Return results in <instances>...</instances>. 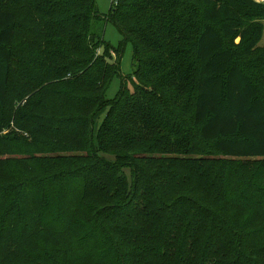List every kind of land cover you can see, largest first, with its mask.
Instances as JSON below:
<instances>
[{
    "label": "trees",
    "instance_id": "16d2710c",
    "mask_svg": "<svg viewBox=\"0 0 264 264\" xmlns=\"http://www.w3.org/2000/svg\"><path fill=\"white\" fill-rule=\"evenodd\" d=\"M240 1L250 17L264 18V5ZM225 2L195 9L188 0H112L105 19L94 0H0V171L19 150L15 129L30 138L22 146L63 154L39 158L46 164L35 178L3 190L13 200L0 227V264H264V249H254L261 243L244 253L264 227L201 243L197 226L181 233L175 213L193 207L221 217L202 203L223 198L208 167L186 157L190 136L264 170V100L230 49L240 37L249 54L262 32L244 27ZM25 9L29 21H19ZM103 21L121 36L116 48L99 34ZM73 36L75 55L67 51ZM17 38L27 58L14 51ZM127 44L136 68L106 99ZM37 93L61 97L74 114L33 113L26 103ZM245 200L233 193L243 208Z\"/></svg>",
    "mask_w": 264,
    "mask_h": 264
},
{
    "label": "rangeland",
    "instance_id": "374dc122",
    "mask_svg": "<svg viewBox=\"0 0 264 264\" xmlns=\"http://www.w3.org/2000/svg\"><path fill=\"white\" fill-rule=\"evenodd\" d=\"M188 1L195 9L201 7L202 5V0ZM254 1L264 5V0ZM225 3L231 5L230 8L236 13L239 22L244 27L251 26L253 29L262 32V38L257 48L249 54L245 53L244 50V46H246L248 40H246L244 44L240 45V37L234 41L236 47H231L230 49H232V51L235 53V63L239 65L256 84L260 97L262 100H264V18L250 17L248 10L241 4L240 0H229V2ZM94 5L99 15L105 19L110 18L112 0H94ZM193 8L191 9L192 14L195 13ZM244 13H247V15L244 16ZM27 17L29 16L27 10L25 9L22 13V16H20L19 21H26ZM73 31L76 32L78 29ZM101 33H103L104 40L114 48H116L119 44V41H121V36L117 29L109 22H104V26H101V31L99 34ZM67 44V51H71V53L75 55L76 50H79L80 46V43H78V41L75 39V36L69 38ZM25 46L27 49L24 38H17L16 49L14 48V51L19 53ZM22 52L26 57L27 51L22 50ZM29 54L32 56L31 52H29ZM112 56L115 57V54L112 53ZM135 68L136 64L132 60V48L130 44H127L120 57L119 73L110 82L105 95L106 99H113L115 97L116 93L120 91L121 80L131 77ZM124 87L130 89V82H127L126 86ZM29 103L30 105L28 108L30 111L32 110L33 113L42 114V111H52L56 115L62 116L63 114L67 117L74 114L73 111H67L66 109L63 111L62 98L55 95L53 100L52 97L46 93H37L35 97L30 96L28 98L26 105ZM67 104L68 102H66L65 105ZM16 106V104L9 105V117H11L12 113H15ZM191 115L192 112L190 109L184 112V117L187 119L190 118ZM7 125L8 123L6 122L5 126ZM183 127L185 130L189 129V131H193V129H195L189 123ZM60 131H62V128H60ZM22 133L23 132L16 129L14 130V136L12 137L18 143V145H15L19 148V150L8 156L11 159L10 165L5 170L0 171V227L3 226L2 223L5 221L4 216L13 200L10 194L6 195L3 190L8 186L16 187L15 185H18L28 178H32V176L35 178V169L39 163L46 164V162L48 163L56 156L63 155L62 153L47 154L45 151L36 150L35 148L29 146H22L23 141H29L30 139L27 138L28 136L25 133ZM25 138L26 140H22ZM185 142L187 144V148L192 147L194 150V152L188 153L186 157L200 159L203 166L208 167L210 171V179L213 180L215 184L219 185L213 192L217 193L219 189L222 193L223 199L216 201L214 199L215 197L211 195L212 197L206 196V202H202L204 205H207L209 209H215L221 217L214 218L213 215L205 211L200 212L193 207H190V210L185 207L186 209L183 208L185 210L180 212H178L179 209L176 208L175 213L176 217H178L177 221L179 222V225L183 227L181 229V233L185 232L187 235L194 233V227L197 226L196 231L199 230L201 232L199 235V237H201V243H204L207 239H216L217 243H223L228 239L233 238L230 232L249 230L252 227H264V210H261L260 212V205L264 206V170L259 169L258 160L242 161L223 157L217 151L212 150L207 144L198 142L195 136H190V138L188 137ZM68 143L74 144L75 142L68 141ZM32 157L35 160H30ZM39 158H42L46 162H38L37 160ZM167 185L176 186L174 182L171 181H169ZM233 193H236L237 196L241 194L244 195L246 199L245 202L248 204H244L246 208H243L239 201L233 202ZM248 216L249 220L246 223L247 227L242 229L241 224H243L244 219ZM188 223L191 224V227L189 228H187V225H189ZM9 228H11V225L7 226L6 230ZM255 243L261 244L257 247L254 245ZM251 244L254 245V249H264V234H259L255 238L253 237L251 242H247L245 244L246 248L244 249V253L250 252L248 247ZM225 251L226 254L234 253L231 247L226 248ZM262 260L264 259L261 258V261ZM39 264H43V262L40 260Z\"/></svg>",
    "mask_w": 264,
    "mask_h": 264
}]
</instances>
